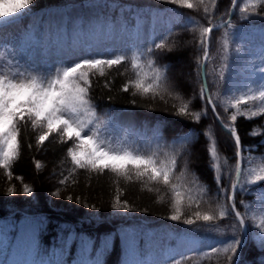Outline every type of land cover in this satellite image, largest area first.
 I'll use <instances>...</instances> for the list:
<instances>
[{
    "label": "trees",
    "instance_id": "16d2710c",
    "mask_svg": "<svg viewBox=\"0 0 264 264\" xmlns=\"http://www.w3.org/2000/svg\"><path fill=\"white\" fill-rule=\"evenodd\" d=\"M248 3L250 0H237V5L233 8L231 0H218L215 9L214 23L225 19V14L232 8L231 19L238 25L231 30L234 42L232 46L242 47L243 51L239 57H233L232 71L247 61L259 45L264 43V33H261L264 30V20L260 17H252L250 21L241 19L240 9ZM73 8L82 9L83 28L90 23L99 28L104 25L108 27L109 22L118 21L126 31H132L136 27L138 31L141 23L145 22L146 27H153L155 22H151V19L160 18V27L156 32L146 33L151 39L145 43L153 39L159 42L169 29L172 30L173 35L168 44L173 50L157 51L150 57L157 66H168L167 76L173 87L169 88L168 93H164L163 100L159 97L153 99L151 94L133 96L131 89L129 92L121 91L125 82L136 78V70L131 63V53L135 49L127 41L122 48L128 53L129 60L112 69L106 68L105 77L98 73L92 76L93 103L103 119L113 120L119 115H127L138 121H133L135 127L139 123L144 126L143 135L133 137V140L125 138L123 132L102 131L111 137L113 147L139 148L145 154L158 151L160 159L165 158V153L169 156L175 153L178 161L177 176L187 162V180L181 178L180 181L173 182L182 183L185 188L191 187L192 195L199 200V208L195 203L188 207L185 199L182 209L185 217L197 210L202 213L214 211L218 215L220 206L227 201L218 194L214 177L220 176L222 185L229 187L228 169L235 165V148L233 140L214 118L210 107L206 115L202 112L205 104L198 95L200 81L195 61L202 53L194 39L198 33L187 30L185 22L193 18L207 26L203 11L189 10L178 5L156 4L155 0H34V4L30 6L29 18L25 21L31 27L30 34L43 38L49 13L56 10L70 12ZM71 28L68 23L69 33ZM222 34V28L215 30L210 46L212 53L216 52V41ZM71 39V34H68L67 40L71 42ZM148 58L142 57L140 63L146 64ZM180 59L186 62L189 76L187 81L174 72ZM20 70L27 74L26 69ZM105 79L111 81L108 88L104 87ZM211 80L212 77L209 76V88L215 92ZM183 103L189 104V113H201L198 122L194 121L192 115L177 114ZM225 107V104L218 102V111L227 122L233 109L229 108L226 113ZM235 125L245 148L244 155L252 158L243 167L247 169L250 165L264 164V116L251 119L238 116ZM253 130L256 135H250ZM38 131H34L30 124L26 130L22 129L20 155L9 169L12 176L9 177L4 169H0V220L3 221L1 226H4L7 236L5 250L10 251L16 244H23L21 239L27 226L31 229V240L28 242L31 256L37 260L82 264L99 257L102 264H125V261L134 259H141L146 264H169L172 259L187 255L190 259L183 264H227L223 252L210 253L209 249L210 246L222 248L231 238L230 225L234 222L231 218L207 223L197 221L192 226L172 222L166 219L171 214V190L161 184L149 182L146 178L137 180L134 172L130 173V181L107 170L103 174L75 170L69 176L74 166L67 156V148L72 146V141L64 143L53 134L43 147H38L35 139ZM183 135L191 137L186 146L178 142V138ZM213 139L219 152L221 172L210 167L208 148ZM28 143L32 144L31 148H28ZM157 143L160 145L159 149ZM34 160L42 164L40 170L35 168ZM61 174L69 176L66 185L59 183ZM196 178V185L189 183ZM24 185L33 189L31 196L23 192ZM249 187V192L238 194L236 198L237 206L242 212L245 210L240 207V200L252 205L264 193V187L259 184ZM117 188L122 193L121 199L127 200L135 211L124 215L111 208ZM9 189L14 190L12 194H9ZM53 192H59V196H53ZM69 195L73 200L66 199ZM93 204L96 205L95 209L91 207ZM250 222L251 219L247 223L245 246L240 250L241 262L264 264V248L252 238ZM216 227L222 231H208ZM183 238H190L195 243L186 244ZM84 242H89L87 247ZM157 243L161 244L158 251ZM193 250L209 254H194ZM33 251L38 255L33 256Z\"/></svg>",
    "mask_w": 264,
    "mask_h": 264
},
{
    "label": "snow or ice",
    "instance_id": "6c2138e0",
    "mask_svg": "<svg viewBox=\"0 0 264 264\" xmlns=\"http://www.w3.org/2000/svg\"><path fill=\"white\" fill-rule=\"evenodd\" d=\"M233 8L237 5V0H231ZM156 4L178 5L183 8L192 10H202L204 18L207 20V26L189 18L185 22L187 30L198 33L194 37L201 55L196 58V72L199 83V98L204 102L205 107L202 112L206 115L208 107L211 108L215 118L220 122L222 128L231 137L235 148V165L229 167L228 175L230 185L225 188L221 183V177L215 176V182L222 195L227 201L226 204L220 206L218 215L214 211L201 212L195 211L192 215L185 217L182 211L184 200L187 199L188 207H192L193 203L199 208V200L192 195L191 187L185 188L182 183H174L180 181L181 178L187 180V162L180 175H176L177 154L168 155L160 159L158 151H152L145 154L139 148L130 147H113L110 136L102 132L107 128V121L101 118L97 111L96 105L93 103L92 76L98 73L99 76L105 77V69H112L113 66H119L129 60L128 53L123 49L108 51L107 49L97 51L93 45L87 41H66L63 45H47L50 54L57 56V63L46 71H39L34 68H28L27 74L24 70H20L21 60L13 58L8 61L10 65L17 68L15 72H0V169H4L9 177L12 172L9 169L17 161L20 155L21 142L20 137L22 129H27L29 124L31 128L39 130L36 135V145L43 147L46 141H49L53 134H56L60 141L67 143L72 141V146L67 148V156L70 158L74 168L70 170L69 176L75 170H86L103 174L105 170L115 174L117 177H123L131 180L135 173L137 180L147 179L169 188L172 192L171 214L166 219L172 222H180L184 225L192 226L197 221L215 222L218 219L231 218L234 222L230 225L231 238L224 246H210V253L223 252L227 260V264H242L241 249L245 246L244 238L247 236V223L251 219L255 221L256 217H260L259 223H254V227L258 229V238L260 247L264 248V193L258 196V203L253 206L240 200V207L245 211H240L237 206V195H244L249 192L251 185H261L264 187V164L258 168L243 167L245 162L251 161V156H245V148L242 144L241 137L238 134L235 122L238 116L246 119L264 116V49L261 50L259 56L260 63L255 64L252 69V76L243 85L231 82L232 76V59L239 57L243 51L242 47H233V32L231 30L238 27L233 23L231 16L232 11L229 10L225 15L227 19H221L219 23H214L215 9L218 0H155ZM34 4V0H16V3L9 5L8 0H0V26L10 24L29 13L30 6ZM249 8L251 9L249 11ZM241 11V19L250 21L252 17H260L264 20V0H250L245 4ZM57 24L51 21L49 27ZM106 25L98 29H89L95 35L104 33ZM223 29V34L217 39L216 52L212 53L211 44L215 30ZM110 29L108 33L110 34ZM80 34H86L83 26ZM173 35L171 29L168 30L157 42L155 39L144 45L137 46L131 53V63L133 69L136 70V78L129 79L125 82L121 91L129 92L133 90V96L149 95L153 99L159 97L164 99V93H168L169 88L173 87L169 83L167 76L168 66L159 67L155 60L150 57L157 51H172L169 46V38ZM80 57L69 63L72 57ZM4 53L0 52V59H3ZM142 57H149L146 64L140 63ZM209 76L212 77L211 84L215 88V92L209 88ZM111 81L105 79L104 87H110ZM223 90V91H222ZM179 98V97H177ZM218 102L220 104L227 103L224 108L226 113L229 108L233 109L228 115L226 122L218 111ZM256 102H259L257 104ZM135 103V101H133ZM189 104L183 103L178 110V115H192L194 121L198 122L201 113H189ZM253 130L250 135H256ZM205 135H209L205 133ZM158 139H160L158 137ZM191 141V137L183 135L178 138V142L182 146H186ZM28 148L32 147L28 143ZM160 145L157 143V149ZM208 152L210 154V167L217 172L222 171L219 163V152L213 139ZM34 159V158H33ZM264 159V157H262ZM35 168L40 170L42 164L35 161ZM227 164V159L225 160ZM234 172V175L232 173ZM59 180L61 185L69 182V176H63ZM19 179V177H17ZM198 178L189 181L190 184L196 185ZM75 183V181H72ZM151 190V189H149ZM13 189H9V194L13 193ZM23 192L31 196L33 189L28 185H24ZM121 191L117 188V194L111 204V208L127 215L135 211L127 200L121 199ZM53 196H59V192H53ZM67 200H73L71 195L66 197ZM86 207L88 205H85ZM93 209L96 205H91ZM251 214V215H250ZM208 231L221 232L219 227L208 229ZM85 247L87 243L84 242ZM105 247H107L105 241ZM194 254L208 255L209 252ZM33 256L38 255L35 251ZM187 259V255H182L178 259H172L169 264H183ZM0 264H3L0 261ZM11 264H61L59 261L37 260L35 258L25 260H13ZM82 264H102L99 257L95 260L82 262ZM125 264H146L141 259L125 261Z\"/></svg>",
    "mask_w": 264,
    "mask_h": 264
},
{
    "label": "rangeland",
    "instance_id": "374dc122",
    "mask_svg": "<svg viewBox=\"0 0 264 264\" xmlns=\"http://www.w3.org/2000/svg\"><path fill=\"white\" fill-rule=\"evenodd\" d=\"M16 0H8V4H14ZM82 9L80 8H73L70 12H65L63 10L59 11H52L46 17V29L44 35V41H41V38L36 36L28 35L24 33L22 36V30L25 27L21 24L24 23L29 17V13L10 23L7 25L0 26V52L4 53L3 59H0V72L8 73L14 72L15 66L10 65L8 63L9 60L13 58V53H16V58L21 60V65L24 68H34L39 71H46L49 68H52L54 64L57 63V56L50 54L47 45L50 43L56 45L57 47L63 45L66 41L68 34H71V41H87L89 44L93 45L97 51H101L104 49L107 50H117L122 48L125 43L128 41L132 48H136L137 46L144 45L147 40L151 39V36L146 35V32H156L161 25L160 18H153L151 22H155V25L152 27L147 28L145 22L140 24V27H136L132 31H126L123 25L118 21L109 22L108 27H105L104 33L100 35H95L92 32H89V29H98V25L95 24H88L86 26L85 35L80 34L81 29V13ZM51 21H56L57 24L52 25L49 27ZM146 21V20H145ZM147 22V21H146ZM70 23L71 32L67 31V24ZM40 25V24H39ZM110 34L108 33V30ZM261 33H264V30H261ZM264 49V43L259 45L257 50L251 54L247 61L241 63L237 68L233 69L231 82L236 83L238 85H243L246 83L250 78L255 79L252 76V69L255 64H259V56L261 54V50ZM80 57H72L71 60L68 62L71 63L74 60L79 59ZM186 62L182 59L178 60L175 67V75L182 77L183 80H189L188 72L186 69ZM227 106V103H224ZM129 116L126 115H119L114 120H106L107 121V128L102 130H116V132L122 131L126 137L136 136L141 134L143 131V124L139 123L140 129L134 128V123L138 122L134 118L131 120ZM109 125H112L109 127ZM261 166L260 164L257 165H250L248 168H258ZM258 200L252 204L253 209H255ZM251 215V214H250ZM260 217L257 216L255 221L251 220L250 224V233L254 241L260 243L258 238V229L254 227V223H259ZM31 229L29 227H25L23 231V237L25 242H29L31 239ZM3 236L0 233V239ZM186 241V244L195 243L194 240L190 238H183ZM3 241V240H2ZM157 251L160 250L161 244L157 243ZM29 250L27 245L19 246L15 251L11 253V255L5 260L4 264H11L13 260H25L30 259L29 257ZM0 256V261H1Z\"/></svg>",
    "mask_w": 264,
    "mask_h": 264
},
{
    "label": "water",
    "instance_id": "95a60500",
    "mask_svg": "<svg viewBox=\"0 0 264 264\" xmlns=\"http://www.w3.org/2000/svg\"><path fill=\"white\" fill-rule=\"evenodd\" d=\"M214 115V114H213ZM215 117V116H214ZM217 120V119H216ZM218 121V120H217ZM220 123V122H219ZM220 126H221V124H220ZM222 127V126H221ZM246 239V237L244 238V240Z\"/></svg>",
    "mask_w": 264,
    "mask_h": 264
}]
</instances>
